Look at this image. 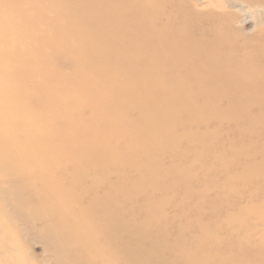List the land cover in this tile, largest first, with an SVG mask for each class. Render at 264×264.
<instances>
[{"label":"rangeland","instance_id":"1","mask_svg":"<svg viewBox=\"0 0 264 264\" xmlns=\"http://www.w3.org/2000/svg\"><path fill=\"white\" fill-rule=\"evenodd\" d=\"M204 1L0 0V159L81 198L0 165V264H264V0Z\"/></svg>","mask_w":264,"mask_h":264},{"label":"bare ground","instance_id":"2","mask_svg":"<svg viewBox=\"0 0 264 264\" xmlns=\"http://www.w3.org/2000/svg\"><path fill=\"white\" fill-rule=\"evenodd\" d=\"M213 1L214 0H206V1H204V3H206L207 6H213L215 8H220V9L223 8L224 6L231 7V5L228 4V2H226V1L223 2V1H220V0H215L216 1L215 4H214ZM251 1H253V0H251ZM214 96H213V98H221V99L223 97H225V96H221V95L219 96L218 94L215 97ZM210 98H212V97H210ZM260 100H263V99H260ZM60 122L62 124H64V125H67V123H69V119H63ZM31 135H29V136L27 134L25 136H23V135H17L14 132L9 133V131H8L7 136H6V135H1V133H0V150L7 149V151H8L10 149H15L16 147H20V146H18V144H19L18 141L21 140V139H25V140H29V141L32 140L34 142L35 138H33ZM89 154L90 155L91 154L93 155L94 153L93 152H90ZM6 159H2V160L0 159V165H3V167H5L4 169L8 170L6 177H9V178L14 179V180L16 179L18 181L19 180L26 181V182H28V184H30L31 181H32V183H33V181L35 183H37L39 181V182H42L43 185L45 183H47V185L42 190L34 189V186H33L34 183H33V184L30 185L31 187L29 186V188H25V190L24 189L21 190V191H23V193H30V194H33L34 196H39V195L42 194V191L44 190V191L50 193V195H57V196L60 195V196L64 197V199H65L64 201H66V202L74 201V202L78 203V201H80L79 200V199H81L80 198V195L74 196V195H72L69 192H66V191H63L62 189L56 188L58 181L56 182V180H54V179H51V180L48 181V180H46L44 178H42V179L35 178V177H33V175H31L30 173H28L29 171H24V169L21 167L20 164H14V162H11L12 161L11 159H8V158H6ZM79 181H80V179L74 178V179H72L70 181L69 185L71 184V186H73V185H75ZM90 193H93L95 195L94 196V199L97 200V198H100V197H98L97 193H94V192H90ZM83 194H84V191H82V195ZM101 201L104 202V200H101ZM97 207L98 206L96 204H92V210H96L97 211ZM99 209L103 210L102 211L103 212L102 216H104V217L107 216L103 220L104 221L108 220V224L107 225L100 226V224H99L101 233H103V234L106 235L107 231L116 229L118 226H120V224H122V218L119 217V216L116 217V214L117 213L115 211H118L117 208H113L114 209L113 210L110 207H108V211L104 212L105 211V206L102 207L99 204ZM112 215L114 216V219L113 220H112ZM0 234H1V230H0ZM67 236L72 239L73 233L71 234L70 232H68L67 233ZM3 239H4V241H6V243H9V242H7V241H9L8 238L6 239V238L3 237ZM7 251H12L13 252V250H11L10 244L7 247ZM1 254L2 253H0V255ZM7 256L8 257H12L13 255L11 254V255H7Z\"/></svg>","mask_w":264,"mask_h":264}]
</instances>
